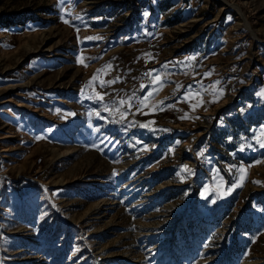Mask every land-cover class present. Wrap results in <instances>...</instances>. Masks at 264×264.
Listing matches in <instances>:
<instances>
[{"label":"rangeland","instance_id":"rangeland-1","mask_svg":"<svg viewBox=\"0 0 264 264\" xmlns=\"http://www.w3.org/2000/svg\"><path fill=\"white\" fill-rule=\"evenodd\" d=\"M262 93L264 0H0V264H264Z\"/></svg>","mask_w":264,"mask_h":264},{"label":"snow or ice","instance_id":"snow-or-ice-1","mask_svg":"<svg viewBox=\"0 0 264 264\" xmlns=\"http://www.w3.org/2000/svg\"><path fill=\"white\" fill-rule=\"evenodd\" d=\"M106 67H109V66H106ZM164 67H167V65H165ZM153 72H154V70L150 71L149 73H145L146 76H151L152 77V83H153L154 87L149 92L145 93V96L140 101L141 106H145V102L148 101L155 94V92H157L159 90V87L163 86V81L161 80V77L159 76V74L157 73V74L153 75ZM93 79H95V76L93 77ZM117 80H119V77H117ZM115 82H116L115 80L107 81L108 84H112V83H115ZM157 82H159V87L155 86ZM101 86H103V85H101ZM145 87H147V86L146 85H141V88H145ZM179 87H181V86L177 85L178 89H179ZM189 87H191V86H189ZM262 94H264V93H262ZM190 95L191 94L186 95L185 96V100H188L190 98ZM102 98L103 97H101V99ZM130 100H131V97L129 98V102H128L129 103V107H131ZM119 103L121 105H123V104L126 103V101L122 98V99H120ZM160 103H162V102H160ZM157 106L158 105H153V107H157ZM196 106L197 105H193L192 106L193 110H195ZM138 110H140V108H138ZM182 118H186V117H182ZM261 147H264V143L261 144ZM241 171H243V169H241Z\"/></svg>","mask_w":264,"mask_h":264},{"label":"bare ground","instance_id":"bare-ground-1","mask_svg":"<svg viewBox=\"0 0 264 264\" xmlns=\"http://www.w3.org/2000/svg\"><path fill=\"white\" fill-rule=\"evenodd\" d=\"M70 142V141H69ZM34 243V242H33Z\"/></svg>","mask_w":264,"mask_h":264}]
</instances>
